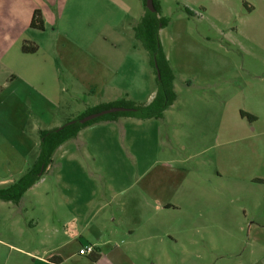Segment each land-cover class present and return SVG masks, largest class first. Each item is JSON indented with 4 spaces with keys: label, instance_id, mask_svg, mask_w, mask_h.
I'll list each match as a JSON object with an SVG mask.
<instances>
[{
    "label": "rangeland",
    "instance_id": "rangeland-1",
    "mask_svg": "<svg viewBox=\"0 0 264 264\" xmlns=\"http://www.w3.org/2000/svg\"><path fill=\"white\" fill-rule=\"evenodd\" d=\"M78 1L82 8L81 14L84 15L83 20L89 23L83 35L87 39L98 38L101 43L106 42L102 44L103 58H99L101 64L109 70L102 68L105 71V82L109 78L105 90L117 87V93H109L108 96L124 98L125 92H132L135 88H139L140 96H145L149 87L153 85L156 88L155 74L149 64L148 54L133 37L132 21L124 16L120 17L116 0ZM159 2L161 15L168 19V24L159 31V38L164 53L169 54L168 61L175 75V103L178 106L193 102L195 107L187 109V125H184L187 129L180 126L174 134L173 125L167 124L159 130V147L169 143L171 154L161 156V162H165V166L158 165L156 169H150V173L153 171L157 174L160 182L165 181L164 187L157 186L151 190L155 195L162 191L161 194L169 197L173 186L185 176L186 171L188 174L185 178L190 182L197 184L199 180L212 181L211 186L198 188L188 198L196 199L198 204L184 202L189 212L194 206L200 209V229L194 236L193 231L187 228L178 244L168 245L169 262L166 264L181 263V244L185 245V264H234L240 260L239 256L245 250L248 239L243 211L247 210L248 216L257 214L259 210L250 203L264 199V0ZM52 5L47 0H0V89L11 78L13 68L26 70L28 66H34L30 62L32 60L39 65L44 62L41 55L52 50L54 45L51 40L55 37L52 24L59 21L60 26H65L63 21L67 14L63 5L61 10L58 6L60 15H56L58 13ZM184 7L190 9L192 14L186 13ZM41 8L42 12H47L46 26L43 25L41 30L31 28L29 20L32 11L38 9L42 14ZM141 8V1L138 0V13ZM60 30L64 31V28ZM117 33L122 37L118 38ZM22 40L36 44L37 50L39 44L41 51L38 55L21 52ZM3 52L6 58L8 55L7 62L13 67L10 66L11 70L3 62ZM57 55L54 60L59 70L58 75L61 83L69 90L61 94L63 101H68L67 110H63L62 104L58 105L55 101L48 108V97L36 85L30 84L26 77H18L16 82L5 88V93L9 92L12 97V91L17 93L22 87L26 96L25 99L21 98V105H11L9 110L0 108V125L2 113L5 110L9 113L8 120H4V132L8 133V139L0 145V181H6L0 182V187L16 180L34 160L39 145L38 129L55 126L46 125L43 119L46 116L40 117L43 107L45 109L42 110L51 112L55 119L64 122L66 119H62V116L67 114L69 108H78L91 100L84 92L85 87L82 86L81 91V86L63 68L62 60L59 59L61 56L58 58ZM83 62L87 63L86 66L93 67L89 61ZM41 74L43 72L38 75ZM44 76L52 77L48 71ZM91 76L98 79L94 72ZM241 112L245 114L241 115ZM247 115H252L255 119L249 120ZM221 127H227L231 133L226 153V150H221ZM74 141L71 138L63 145L68 146ZM124 147L127 150L121 149L123 153L120 157L123 169L130 168L133 174H141L144 168L142 163L148 156L141 152H131L126 145ZM25 148L29 149L26 151ZM60 151L61 148L56 152L57 155ZM71 154L72 152L65 156ZM74 155L77 156L76 152ZM57 157L41 177L47 183L57 179L55 174L60 167ZM7 158L10 163L8 160L7 163H1ZM82 163L92 166L89 158ZM215 166H218L219 174L216 173ZM88 175L96 180L102 179L101 172L96 170L89 171ZM122 175H125V171H121V177ZM74 178H77L76 175ZM146 181L147 177H144L140 182L144 188ZM30 193L21 197L20 203L10 206L13 212H8L7 205L0 206V240L6 239L2 231L12 229L15 221L16 227L27 230L31 226L29 221L41 215L38 207L42 203H45L44 207L60 203L58 199H34ZM124 194L130 196L134 193L127 191ZM182 195L180 197H184ZM139 196L143 197L141 194ZM260 212L263 213L264 210L261 209ZM209 214L217 215L216 220H209ZM172 219L171 230L177 233L176 220ZM34 231L31 227L29 236H33ZM261 237L264 238L263 232ZM165 239L167 240L166 237ZM194 239L196 246L191 243ZM158 254L160 251L154 252L153 262L158 260L155 257Z\"/></svg>",
    "mask_w": 264,
    "mask_h": 264
},
{
    "label": "crops",
    "instance_id": "crops-1",
    "mask_svg": "<svg viewBox=\"0 0 264 264\" xmlns=\"http://www.w3.org/2000/svg\"><path fill=\"white\" fill-rule=\"evenodd\" d=\"M47 1L51 5L53 4L52 6L55 7L58 16L60 15L58 6L61 10L64 5V9L67 10L65 21H63L65 26H60L59 21L51 23L52 26L54 25L52 29L55 33L53 37H55L51 40L54 46L52 50L49 49L48 52L45 51L46 53L41 55L44 57V62H40L39 65L32 60L30 62H33L34 66H28L26 70L21 71L13 68L10 62V65L8 64V55L6 58L3 52V62H5L6 67L14 70L10 75L11 78L5 82V87L2 86L3 89H0V108L9 110L11 105L15 107L22 104L21 98L23 99L26 96V92L22 87L17 90V93L12 91V97L9 92L5 93V90L9 84L16 82L18 77H26L30 84L36 85L48 97V108H51V104L55 101L58 105L62 104L63 110H67L69 107L68 101H63L61 97L62 93L69 92V90L61 83L58 75L59 70L55 66L57 64L54 59L57 53L58 58L59 55L61 56L59 59L62 60L63 68L81 86V91L85 87L84 92L91 99L90 102H85L78 108H69L62 119L73 118L88 107L120 99L116 98V95L108 96L109 93H117L116 86L105 90L109 78L105 82V71L102 68L108 69L101 64L99 58H103L104 45L102 44L106 42L101 43L98 38L87 39L83 35L86 33L84 29L89 27V23L83 20L84 15L80 11L82 10L81 5H79L80 2L78 0ZM116 3L118 12L121 13L120 17L123 18L124 16L132 21L133 31V26L143 13L142 8L139 9L138 13V0H116ZM41 13L43 25L46 26L47 12L45 10L42 12L41 8ZM63 28L64 31H61L60 29ZM117 37L122 36L117 33ZM23 41L28 40H22L21 44ZM91 46L94 48L91 49ZM38 47L37 53L35 52L33 55H38V52L41 51L39 44ZM128 49L129 47H127ZM6 52L7 50H5V54ZM166 57L168 60L170 59L169 54H166ZM83 61H89L93 67L86 66L87 63ZM47 71L51 73V78L44 76ZM39 72H43V75H38ZM92 72L97 75L98 79L91 76ZM37 76H40V78H37ZM173 84L176 92L175 75ZM98 88L101 89L98 90ZM138 91L140 92L139 88H135L132 92H125L124 98L147 103L153 99L156 88L153 85L149 87L145 96H140L141 93ZM40 97L42 98V96ZM141 99H145V101ZM47 101L45 104H47ZM194 104L193 102H186L177 106L174 101L163 112V117L160 119L118 117L111 121L95 122L82 128L74 137L73 144L64 146L63 142L51 157V161H54L55 156H58L60 167L55 174L57 179L47 183L40 178L23 195L25 196L28 192H31L30 194H33L34 199H58L59 206L55 204L44 207L45 203H42L41 207H38L41 215L29 221L31 226L27 230L20 226L16 227V221L12 229L3 230L2 235L6 239L0 240V264L168 263V245L175 246L178 244L187 228L193 231L194 236L200 229L202 217L200 209L194 206L189 212L186 210L184 202H196L198 204L196 199L188 198L198 188L211 186L212 181L210 179L204 182L199 180L197 184L190 182L185 178L188 174L186 171L185 176L173 186L172 194L169 197L161 194L162 191L155 195V192L151 189L163 186L165 181L161 180L160 182L157 174L153 171L150 173V169H156L158 165L165 166L166 163L161 162V158L164 155L171 154L169 143L162 148L159 147V130L169 124L173 125L172 133H177L180 126L187 125V109L195 107ZM42 109L40 110V117L43 118L42 115L46 116V119L43 118L47 123L46 125H55L52 127H56L63 123L62 120L55 119L51 112ZM7 110L2 113L1 125L3 127L0 125V145H3L5 140L8 139V133L4 132V120L9 118ZM184 128L187 129L186 126ZM230 135V130L227 127L220 128L221 150H226L224 153L228 150L227 145L230 143ZM171 136L173 138V134ZM125 145L131 152H141L148 156L142 163L144 168L141 174H133V170L130 168L123 169L124 166H122L123 162L120 157L123 153L121 149L127 150L124 147ZM177 145L183 147L179 143ZM60 148L61 151L57 155L56 152ZM28 149L25 148L26 151ZM70 152L72 154L66 157L65 155ZM75 152L77 156L74 155ZM87 158L92 161L91 167L82 163ZM7 160L9 163L11 162L7 158L3 159L1 163H7ZM199 163L202 164V162ZM215 169L216 173L219 174L218 166H215ZM93 170L101 172V180H96L88 175V172ZM121 171H125V175H122V177ZM75 175L77 178H74ZM144 177H147L146 188L140 185ZM5 181L6 179H3L0 182ZM127 191H132L134 194L130 196L123 195ZM139 194L143 197H140ZM182 194L184 197H180ZM36 195H39V197H36ZM250 204H253L259 211L257 214L253 213L249 216L247 210L244 209L243 211L248 239L245 250L239 256L240 260L234 262V264H264V238L261 237V233H264V222L262 221L264 212H260L261 209L264 210V199H257ZM5 205H7L8 212H13L14 210L10 209V206L16 204L9 201H0V206ZM33 207L36 210V205ZM209 215V220H216L217 215ZM171 218H173L172 221L176 220L177 233L171 230V227H173L170 222ZM31 227L35 229L33 236H29ZM191 243L196 246L195 239ZM83 246H91L93 251L80 255L78 251ZM179 248L182 249H180L181 254L179 255L180 264H185L187 261L185 245L181 244ZM155 251H160V254L155 256L158 260L153 262ZM93 252L99 254L96 260L92 259Z\"/></svg>",
    "mask_w": 264,
    "mask_h": 264
},
{
    "label": "trees",
    "instance_id": "trees-1",
    "mask_svg": "<svg viewBox=\"0 0 264 264\" xmlns=\"http://www.w3.org/2000/svg\"><path fill=\"white\" fill-rule=\"evenodd\" d=\"M143 13L138 22L133 26V35L148 54V61L155 74L156 92L153 99L147 103L135 102L125 98L97 104L86 108L79 115L68 118L61 125L39 129L38 151L30 166L14 181L4 187H0V201H9L17 204L24 193L36 183L47 171L54 151L65 141L74 138L84 127L99 121H111L118 117H131L136 119H160L163 112L175 101L176 92L174 90V71L163 51L159 31L168 24V19L161 15L159 0H153L155 11H149L145 6V0H140ZM184 10L188 14L192 11L187 7ZM29 26L35 29H43V20L39 10H34ZM23 53H35L37 45L23 41L20 48ZM126 107L130 110L106 113L83 123L79 119L93 112L110 107ZM241 112V115H244ZM249 120H254L252 115H247ZM262 182V180H261ZM264 182V181H263ZM99 254H92V259L96 260Z\"/></svg>",
    "mask_w": 264,
    "mask_h": 264
},
{
    "label": "water",
    "instance_id": "water-1",
    "mask_svg": "<svg viewBox=\"0 0 264 264\" xmlns=\"http://www.w3.org/2000/svg\"><path fill=\"white\" fill-rule=\"evenodd\" d=\"M145 6L149 11H152V12L155 11V8L153 5V0H145ZM126 110H130V109L126 108V107H120V106L119 107L114 106V107H110L107 109H102L100 111L85 115L84 117L79 119V122L83 123L85 121L91 120L95 117L101 116V115L106 114V113L117 112V111H126Z\"/></svg>",
    "mask_w": 264,
    "mask_h": 264
},
{
    "label": "built area",
    "instance_id": "built-area-1",
    "mask_svg": "<svg viewBox=\"0 0 264 264\" xmlns=\"http://www.w3.org/2000/svg\"><path fill=\"white\" fill-rule=\"evenodd\" d=\"M93 251V248L91 246H83L79 249L78 253L80 255H85Z\"/></svg>",
    "mask_w": 264,
    "mask_h": 264
}]
</instances>
